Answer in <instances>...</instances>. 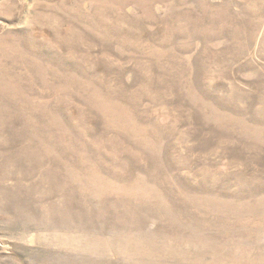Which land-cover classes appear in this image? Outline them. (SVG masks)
Here are the masks:
<instances>
[{"label":"rangeland","instance_id":"obj_1","mask_svg":"<svg viewBox=\"0 0 264 264\" xmlns=\"http://www.w3.org/2000/svg\"><path fill=\"white\" fill-rule=\"evenodd\" d=\"M0 264H264V0H0Z\"/></svg>","mask_w":264,"mask_h":264}]
</instances>
